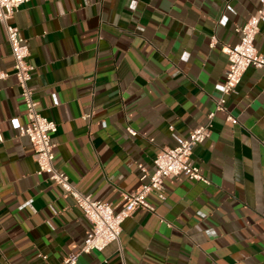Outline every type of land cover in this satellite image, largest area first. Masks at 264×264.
I'll return each instance as SVG.
<instances>
[{"label": "crops", "instance_id": "0c3cea01", "mask_svg": "<svg viewBox=\"0 0 264 264\" xmlns=\"http://www.w3.org/2000/svg\"><path fill=\"white\" fill-rule=\"evenodd\" d=\"M257 6L26 0L12 23L29 48L32 97L57 124L55 167L118 209L122 193L141 182L138 164L151 171L159 149L206 122L227 67L222 48L237 42L235 27ZM255 46L264 55V23ZM12 65L0 22V70L8 73L0 79V264H58L79 249L89 223L36 173L33 147L15 126L26 117ZM225 99L190 157L209 182L165 179V199L147 197L154 212L134 210L118 242L79 255L76 264H264L263 69L248 67Z\"/></svg>", "mask_w": 264, "mask_h": 264}, {"label": "built area", "instance_id": "2783aa9c", "mask_svg": "<svg viewBox=\"0 0 264 264\" xmlns=\"http://www.w3.org/2000/svg\"><path fill=\"white\" fill-rule=\"evenodd\" d=\"M26 0H0V22L2 23L12 57V74L16 78L20 90L19 99L24 106L26 122L16 124L18 132L26 136L33 147V157L37 165L36 173L44 175L48 181L58 185L65 197H71L88 221L83 243L76 252L69 253L58 264H76L79 255L92 251H102L108 244L118 242L121 224L134 210L143 209L154 212V205L148 202L150 194L160 200L165 199L164 180L185 176L191 181L208 183V179L200 172L199 167L192 162L191 153L195 145L207 139L211 132V123L216 111L225 110V96L233 93L241 81L244 71L252 66L264 71V55L255 46V37L260 25L264 23V0H258L256 10L244 23L235 27L238 40L234 44L225 45L222 51L227 57V67L223 80L215 85L220 96L215 100V107L206 114V122L193 127L184 137L177 138L172 147L159 149L153 159V169L148 171L138 164L141 172L140 184L132 191L122 193L118 209L106 201L93 199L89 194L80 191L69 179V176L59 171L54 165V143L52 134L57 130L55 121L43 116L37 108L29 86L32 65L28 60L29 48L12 18L17 9ZM211 38V45L215 43ZM8 73L0 70V79H5ZM226 119L233 124L237 119L228 114ZM172 129V126L169 127ZM134 135L136 132L127 128ZM209 231V230H207ZM46 259L45 255H40ZM52 264V263H46Z\"/></svg>", "mask_w": 264, "mask_h": 264}]
</instances>
